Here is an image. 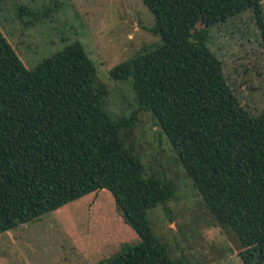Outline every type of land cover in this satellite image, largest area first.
Segmentation results:
<instances>
[{
	"label": "trees",
	"instance_id": "trees-1",
	"mask_svg": "<svg viewBox=\"0 0 264 264\" xmlns=\"http://www.w3.org/2000/svg\"><path fill=\"white\" fill-rule=\"evenodd\" d=\"M160 43L115 66L173 145L215 221L237 235L244 264H264V110L242 103L211 50V31L261 0H144ZM202 24V27H198ZM95 61L75 41L28 68L0 28V234L107 189L139 236L99 264H192L174 258L148 211L175 183L147 175Z\"/></svg>",
	"mask_w": 264,
	"mask_h": 264
},
{
	"label": "rangeland",
	"instance_id": "rangeland-1",
	"mask_svg": "<svg viewBox=\"0 0 264 264\" xmlns=\"http://www.w3.org/2000/svg\"><path fill=\"white\" fill-rule=\"evenodd\" d=\"M144 0H0V28L28 68L80 41L109 90L116 117L136 114L123 130L126 146L147 175L172 180L174 197L148 211L157 237L174 258L192 264H244L235 232L218 224L153 114L141 109L130 80L111 70L161 38ZM198 27H202L199 24ZM211 50L223 61L232 88L252 114L264 110V0L214 26ZM107 189L88 194L34 221L0 234V264H99L139 236Z\"/></svg>",
	"mask_w": 264,
	"mask_h": 264
}]
</instances>
